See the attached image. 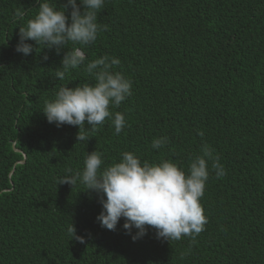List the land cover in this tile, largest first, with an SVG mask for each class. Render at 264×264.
<instances>
[{"label":"trees","instance_id":"1","mask_svg":"<svg viewBox=\"0 0 264 264\" xmlns=\"http://www.w3.org/2000/svg\"><path fill=\"white\" fill-rule=\"evenodd\" d=\"M65 2L51 0L61 10ZM18 7L27 20L39 3L0 0V264H264V0H105L97 15L107 29L94 43L57 52L28 41V56L16 51ZM73 47L85 64L118 58L114 71L132 82L110 109L126 118L118 135L106 119L85 125L89 139L78 142V126L57 127L42 112L59 87L94 83L85 65L54 76ZM158 137L168 142L153 149ZM204 144L227 174L210 170L200 201L207 224L195 239L165 241L149 227L134 242L123 218L115 231L100 226L97 193L58 184L96 150L105 164L128 151L187 171ZM72 224L84 243L68 234Z\"/></svg>","mask_w":264,"mask_h":264},{"label":"clouds","instance_id":"2","mask_svg":"<svg viewBox=\"0 0 264 264\" xmlns=\"http://www.w3.org/2000/svg\"><path fill=\"white\" fill-rule=\"evenodd\" d=\"M35 16L25 20L27 12L18 7L14 20L21 24L16 51L24 56L34 51L36 45L57 52L71 42L73 45L87 46L94 43L101 30L98 12L105 6V0H66L62 10L51 0H38ZM81 5L83 11H81ZM69 9L70 14H69ZM37 51V49H35ZM44 60L48 57L44 56ZM86 56L81 47H73L62 59V66L55 69V77L63 80L67 72L85 65V70L93 77L94 83L59 87L50 101H45L42 112L49 123L57 127L65 124L78 126V142L88 141L81 135L87 125L95 130L106 119H110L119 134L126 126L125 115L111 108H119L132 94V82L120 71H114L120 60L107 55L85 64ZM201 137L204 133H198ZM168 142L167 137L152 140V148L160 149ZM83 170L68 174L58 180V184H69L73 188L79 183L87 191L100 197L102 211L97 221L102 228L115 231L121 220L126 233L136 240L145 236L148 228L156 231V237L165 241L180 240L184 236L195 239L205 229L207 217L201 204L210 170L217 178L225 176L226 170L220 163L219 155L207 144L201 147L199 155L190 157L187 171L170 159L158 163L141 161L133 152L122 153L118 162L105 164L103 154L98 150L87 153ZM133 229L137 231L133 234ZM72 239L84 243V237L76 235L74 224L67 228Z\"/></svg>","mask_w":264,"mask_h":264}]
</instances>
